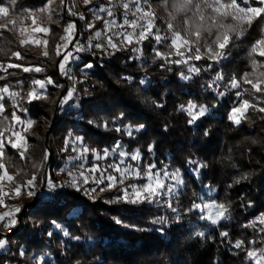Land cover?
<instances>
[{
  "label": "trees",
  "instance_id": "obj_1",
  "mask_svg": "<svg viewBox=\"0 0 264 264\" xmlns=\"http://www.w3.org/2000/svg\"><path fill=\"white\" fill-rule=\"evenodd\" d=\"M159 1L141 0V3L142 7L147 5L155 11L157 9L153 31L158 30L159 34L168 35L169 39L157 44L154 37H150L140 45L142 55L139 56L132 51L137 47L135 43L101 59H98L102 56L100 49L73 52L79 59L69 63L68 68L77 80L84 81L76 85L80 104L76 107L74 101H69L61 107L59 99L73 83L59 72L58 65L63 54L72 51L77 41L87 46L95 31L104 30L105 20L122 19L125 11L122 5L129 0H94L83 6L77 0H15L14 4L12 0H0L9 7V15L0 17V26L6 25L0 27V65L3 66L0 67V88L8 87L9 92H18L24 97H17L20 105L17 108L13 100L5 95L4 111L0 113V132L4 139L0 175L5 170L16 173L12 176L11 191L4 196V202L14 198L23 199L27 195L26 190L22 189V194L17 196L13 189L32 179L33 174L36 176L34 202L21 206L18 213L20 223L7 236L8 244L0 253V264H251L253 259H249L246 253L256 251L258 255L264 249V231L260 230L264 225L257 222L254 227L245 226L264 212V113L250 107L239 124L229 119L232 107L237 106L241 99H248L258 108L264 107V93H257L251 85L245 84L244 88L249 91L240 99L235 96L236 89L218 99L213 89L207 87L221 69L225 81L233 75L239 79L242 73L256 71L257 67L253 69L249 57L254 40L248 36H242L239 40L233 37L235 46L229 45L231 55L228 60L220 64L207 59L191 61L201 71L191 80H183L180 73L189 74L187 65L170 64L162 68L160 65L165 61L157 59L153 51L154 48L165 54L175 51L169 48L171 31L167 28V16L160 15ZM106 7L112 8L113 16L107 18V12L100 10ZM72 12L77 15H72ZM80 14L84 19L80 18ZM98 14L103 19H97ZM129 15L134 18L131 13ZM10 21H15V24ZM92 21H95L94 27L89 28L87 25ZM172 23L182 34L185 33L181 30V22L175 23L173 20ZM257 23L264 26V15L257 19ZM69 24L75 25L73 38L57 56L56 47L65 43L62 37H65ZM39 28L48 31H37ZM33 35L38 42L30 40ZM22 39L29 43L21 45ZM44 41H47L46 45ZM45 49L48 51L47 57L43 55ZM15 52H19L20 56L13 55ZM254 57L258 62L260 56L254 54ZM178 58L171 55L173 60ZM89 60L95 67L85 70V76L81 69ZM9 64H20L21 67H7ZM209 64H212V68L208 67ZM25 67L46 70L25 72ZM124 76L133 77V82L128 83L122 79ZM146 76L150 83L141 85L139 81ZM46 77H51L56 84L64 87L48 85V99L28 103L26 94L34 87L33 80H44ZM250 78L258 79V76L254 78L250 75ZM220 88L224 89V82H221ZM85 89L90 95L85 94ZM189 100L207 105L210 109L195 125L188 124L189 117L177 111L179 104H186ZM152 101L164 107L157 108ZM21 109L27 111L22 112ZM13 112L22 120H34L35 124L25 131L13 120ZM120 113L127 117L125 123L143 124L145 131L135 133L133 139L87 123L95 120L99 125L103 119L111 120ZM44 117L56 119L52 122L49 137L40 136L37 132L38 122ZM13 131L23 133L26 150L12 148L8 144V139L15 141V136L11 135ZM69 133L83 136L90 149L111 150L118 140L127 152L140 149L141 170L150 163H155L157 169L164 165L170 171L180 169L185 183L178 201L173 199V206L187 209L193 202L202 206L211 202L223 204L229 210V218L214 225L201 219L204 213L196 209L191 213H182V221L178 224L173 220L175 214L162 203H107L121 194L119 187L97 194L96 199L67 185L59 189L47 187V180H53L55 173L70 162L69 157L76 155L72 151L73 145L70 142L66 144ZM153 142L156 147L150 153L148 145ZM22 151L23 157L20 155ZM46 152L48 158L45 160ZM118 159L112 156L96 161L89 152L85 165L91 167L95 162L106 166ZM189 160L207 164V168H202L195 175L191 169L197 165L189 164ZM125 163L135 165L137 162L126 159ZM76 165L77 161H73L67 169L77 171ZM243 176L248 179L235 183ZM143 182H147L144 177L129 178L125 184ZM94 186L89 181L86 187ZM0 189L5 192V183L0 182ZM2 209L4 206L0 205ZM160 216H166L169 220V224L163 226V233L157 230L161 225L154 223ZM116 219L123 223H116ZM53 221L61 228H56ZM198 232H203L204 236L196 235ZM221 232H227L228 236H221ZM237 240L244 241L243 248L234 246ZM21 250L23 255H20ZM45 254H50L53 260L40 262Z\"/></svg>",
  "mask_w": 264,
  "mask_h": 264
},
{
  "label": "snow or ice",
  "instance_id": "obj_2",
  "mask_svg": "<svg viewBox=\"0 0 264 264\" xmlns=\"http://www.w3.org/2000/svg\"><path fill=\"white\" fill-rule=\"evenodd\" d=\"M12 3H15V0H12ZM84 3L91 4L92 0H84ZM253 3H259L262 5L261 7L251 6ZM244 4L245 6H241ZM124 11L123 23L117 24L115 19L113 20H105L104 21V30H97L94 33V36L89 38L87 41V46L80 44L79 41L76 42L72 51H67L63 54V58L60 60L58 69L61 75L68 77L73 81L72 85L67 89L64 96L59 99V104L62 107L67 104L69 101H74V106L78 107L80 104L79 92L77 91L76 85L83 84L84 81L77 80L75 76L71 73V70L68 68V64L70 61H74L79 59V56H74L73 52H91L93 48L100 49L102 56L98 57L101 59L104 55L111 56L116 52H120L125 50L128 46L135 43L137 47L132 48V51L137 54V56L142 55V49L140 45L148 40L150 37H154L155 42L157 44H161L163 41H167L169 39L168 35H161L159 31H153L155 28V18L156 14L151 9L150 6L141 7L140 0H129L127 3H123L122 5ZM174 11L169 13L171 20L167 24V28L171 31V43L169 48L175 49L174 53L165 54L164 52H160L158 49H153L156 54V58L165 61L162 63L160 67L167 68L170 64H185L188 66V75L184 73H180L181 79L183 80H191L193 75H198L201 71L200 68H197L194 63H190L191 61H200L202 59H207L212 61L215 64H220L222 61H226L229 59L231 52L229 45L235 46L232 42V36L230 33H235V37L239 40L245 33V25L251 26L252 22L264 15V0H241L238 4L237 0H229V2H224V0H199V2H195V0H176V3L172 5ZM135 9L132 11V9ZM101 11L107 12L108 16H113V11L111 7L101 8ZM210 10L211 14L205 16V11ZM30 11V10H29ZM44 11V9H41ZM71 11V9H69ZM129 12H131L133 19H129ZM185 13L186 19L184 23L187 27L184 29L185 34H182L180 30H177L172 23L173 20L176 19V13ZM190 13V15H189ZM9 15V7L4 6L0 3V17H7ZM72 15H77V13L72 12ZM80 18L84 19L83 15L80 14ZM97 19H103L102 17L97 16ZM231 18L234 23L225 24L222 23L223 20ZM35 22V20H33ZM10 23L15 24V21H10ZM89 28H93L94 24H88ZM127 26V27H126ZM6 27V25L0 26ZM113 28L118 29L117 31H113ZM131 29L129 31L128 29ZM75 29L74 24H69L67 29H65L66 35L62 37L65 41L63 45H57L56 47V55H61V48H66L68 43H71L70 36L73 34ZM37 31L47 32L48 29L39 28ZM111 33V35L109 34ZM103 37V43H95L93 44V39L100 40ZM114 37H119L120 39L117 41ZM203 39V44H201V40ZM211 40V43L208 41ZM29 43L28 40L22 39L20 40L21 45H25ZM44 44H47V41H44ZM204 48V52H201V48ZM259 52L261 57H264V29L261 30V36L258 39H255L249 50V57L252 61L253 69L257 67V60L254 57V54ZM187 53V55H186ZM95 55L94 52L91 53ZM176 55L179 57L178 59H171V55ZM13 55L19 57L20 53L15 52ZM45 57L48 56V51L45 49L43 52ZM131 59V57H130ZM0 67H3L0 65ZM7 67H21L20 64L12 65L9 64ZM95 65L89 60L84 63V67L81 69V72L87 76V71L92 70ZM209 68H212V64L208 65ZM6 70V69H5ZM46 69L41 67H25L23 71L30 72H44ZM259 77L258 79L250 78ZM122 79L126 80L128 83L133 82V77L124 76ZM224 82V89L221 90L220 84ZM34 87L30 92L26 94L28 103H32L33 101L46 100L48 99L47 87L48 85H55L58 88H63V85H58L55 81L52 80L51 77H46L44 80H33ZM141 85H146L150 83V80L147 76L144 79L139 81ZM251 85L252 89L257 93H264V72L256 73H242L241 77L237 79L235 75L228 77L225 81V74L221 69L216 73V76L208 83L207 87L213 89L216 93L217 98H223L226 96L232 89H236L235 96L240 99L245 92L249 90L244 88V85ZM38 85V88L35 87ZM43 90V91H41ZM86 95H90L87 92V89L84 90ZM8 95L12 100L15 107L19 108L20 105L17 102V97L20 99H24V97L20 96V93H11L9 92L8 87L0 88V113L4 111L3 99L4 96ZM153 105L157 108H163V104H158L155 101H152ZM253 108L254 110H258L259 112L264 113V107L258 108L256 105H252L249 103L248 99H241L240 103L237 106H233L231 112L229 114V119L232 120L235 124H239L241 122V117L245 115L248 108ZM22 112H26L27 109H21ZM177 111L185 113L189 119L188 124L195 125L197 120L201 117H204L207 113L210 112V109L207 105L198 104L193 100H189L186 104H179L177 106ZM13 120L20 124L26 125L24 128L25 131L28 130L35 121L32 119L22 120L20 116L16 115L15 112L12 113ZM246 118V117H245ZM7 120V117L4 118ZM127 117L124 113H120L119 115L112 117L111 120L103 119L102 123L99 125L96 124L95 120H89L87 123L89 125H93L96 127H102L106 131H114L117 133H123L129 137L135 138V133H141L145 131V125L143 124H133V123H125ZM207 135V131L204 133ZM12 136L16 137V141L13 142L11 139H8V144L11 145L12 148H21L25 147V144L21 143L25 141V137H23L19 132L13 131L11 133ZM71 143L73 145L72 151L76 153V155L69 157L70 161H80L81 163L77 164L75 167L77 168L76 172L68 170L67 167L62 169L61 171H67L69 179L64 182V184H57L53 182L52 179L47 180V187L51 189H55L58 187H64L67 185L70 188L75 189L77 192L83 191L84 195L89 196L91 199L97 198V189L99 192L103 193L105 191H110L113 188H118L121 194L117 195L114 199L110 201H106L107 203H125L129 205H142L145 203H162L167 208L171 209L172 213H174L173 220L176 223H180L182 221V213H191L196 209H200L201 212L207 209H215V211H209L207 216H201V219H206L210 221L212 224H219L221 220H227L229 218L228 209L223 204H212V205H201L193 202L190 207L187 209H181L173 206V199L178 201V196L182 188L184 187V179L183 174L180 172V169L173 168L171 171L169 170L167 165L162 166L157 169L155 163L148 164L143 170H141L140 161L142 159L140 149H135L133 152H127L124 149L121 141H116L114 145L111 146V150L109 148L104 149H90L88 145L85 143V138L83 136H73L72 133H69V137L66 140L67 143ZM156 145L153 142L148 145V151L151 153L154 151ZM26 150V148H25ZM67 150V149H66ZM91 152L95 157L96 161L104 160L112 156H117L119 159L116 162L109 163L106 166H103L99 163H92L91 167H85L84 161L87 160V154ZM102 153V154H101ZM4 155V139L3 133L0 132V157ZM21 157L24 156V152H20ZM48 158V153H45L44 159ZM136 161L135 165L131 163H125V160ZM189 164L197 165L196 168L191 169L193 174L198 175L202 168H207V164H201L196 160H189ZM0 167H3L0 164ZM42 167V164L40 165ZM111 170V171H109ZM99 173L97 176L96 174ZM117 174L119 178L117 177ZM7 178L9 181H12L14 178L8 175L7 170L4 171L3 175H0V181ZM146 178L147 182H143L140 184L136 183H128L125 184V181L129 178ZM243 179H248L247 176H243L238 178L235 183H239ZM89 181L94 184V187H86L89 184ZM107 181V183H105ZM103 185V187H101ZM36 187V176L33 174L32 179L27 180L24 184H18L13 189L15 195L19 196L22 194V189L26 190V194L31 197L35 195L33 189ZM231 187V185H229ZM211 191V188L209 187ZM8 195L7 192H4L0 189V205L4 204V196ZM193 195H197L193 193ZM21 211L20 206H12L8 211L0 213V225H2L5 229L11 230L16 227L18 223H20L17 214ZM257 222L260 225H264V212L260 213L255 220L249 222L246 227H254ZM56 228H61L59 224H56L55 221L52 222ZM116 223H123L121 220L116 219ZM155 224L161 225L157 230L161 233L164 232V225L169 224V220L166 216L157 217L154 221ZM264 231V228L260 229ZM67 234V233H65ZM51 235V233H49ZM196 235L203 237V232H198ZM221 236L227 237V232H221ZM78 239V238H77ZM251 243H255L252 241ZM7 246L6 239H0V249H4ZM237 249H241L244 247V241L237 240L234 245ZM23 250H21L20 255H23ZM247 257L249 259L255 260V264H264V249L260 250V255L257 256L256 251H248Z\"/></svg>",
  "mask_w": 264,
  "mask_h": 264
},
{
  "label": "rangeland",
  "instance_id": "obj_3",
  "mask_svg": "<svg viewBox=\"0 0 264 264\" xmlns=\"http://www.w3.org/2000/svg\"><path fill=\"white\" fill-rule=\"evenodd\" d=\"M92 1H94V0H92ZM122 0H119V2H121ZM77 2H78V4L79 5H86L85 3H84V0H77ZM195 2H199L198 0H195ZM224 2H229L228 0L227 1H225L224 0ZM140 3H141V0H140ZM174 3H176V0H161V1H159V3L157 4V6H158V8H160L159 9V11H160V15L162 16V17H166V20H168V22H169V13L170 12H173L174 11V9H173V7H172V5L174 4ZM237 3L239 4L240 2L239 1H237ZM241 6L243 7V6H245L244 4H241ZM251 6H254V7H261L262 5H260L259 3H253V4H251ZM141 7H142V3H141ZM151 9H152V7H151ZM163 9V11L161 12V10ZM135 10V9H134ZM154 12H157V9H156V11L154 10V8L152 9ZM131 12H129V14H130ZM211 14V11L210 10H206L205 11V16H208V15H210ZM189 15H190V13H189ZM98 16L100 17L101 15L100 14H98ZM105 16L108 18L109 16H108V14L106 13L105 14ZM169 16V17H168ZM259 18V17H258ZM258 18H256L253 22H252V24H251V26L249 27V26H247V25H245L244 27H245V33H244V36H248L250 39H252V40H254L255 41V39H258V38H260V36H261V30L262 29H264V26H262V25H259V23H257V19ZM133 19V18H132ZM182 19V20H181ZM186 19V17H185V13H183V12H181V13H176V19L174 20V22L175 23H177V21H179V22H181V24H182V28H181V30L182 31H184V29L187 27V25L184 23V20ZM95 23V21H92L90 24H94ZM222 23H225V24H232V23H234L233 22V20L231 19V18H227V19H225V20H223L222 21ZM180 26V25H179ZM129 31H131V30H129ZM74 32V31H73ZM185 34V33H184ZM66 35H68L67 33L65 34V36ZM230 35L232 36V39H233V37H235V33H230ZM94 36V34L91 36V37H93ZM72 38H73V34L70 36V40H72ZM114 39H115V37H114ZM120 38L118 37V40H119ZM30 40L31 41H33V42H38V38H36V37H34V35L33 36H31L30 37ZM95 42L96 43H103L104 42V39H103V37H101V39L100 40H95V39H93V44H95ZM203 39L201 40V44H203ZM208 43H211V40H209L208 41ZM70 43H68V45H69ZM67 45V46H68ZM97 50V49H96ZM173 50H175V49H173ZM201 52L203 53L204 52V48L202 47L201 48ZM255 55H259V52H257V53H255ZM75 56H77V55H75ZM260 56V55H259ZM78 60V59H77ZM77 60H74V61H70L69 63H74V62H76ZM198 68V67H197ZM256 73H261V72H264V57H261L260 56V58H259V60H258V64H257V70L255 71ZM259 78V77H258ZM35 87H37L38 88V85L37 86H35ZM41 91H43V90H41ZM71 106H72V104H71ZM68 108H70V107H68ZM22 127H27L26 125H21ZM51 127H52V118H47V117H44V118H42L41 120H39V122H38V125H37V132H38V134L40 135V136H44V137H47L48 135H51L50 134V132H51ZM23 137H25L24 135H23V133L22 132H19ZM49 137V136H48ZM51 137V136H50ZM15 141H16V137H15ZM14 141V142H15ZM21 143H23V144H25V147H21L20 149H25L26 147H27V143H26V138H25V141H22ZM73 163V161H68V162H66L65 164H64V166L63 167H61V169L58 171V173H55V168H54V173H55V176L56 177H58V180H59V182H60V184H64V182L66 181V180H68L69 179V176H68V172H66V171H61L62 169H65L66 167L68 168L71 164ZM84 164H86V161H84L83 162ZM85 167H87V165H85ZM89 167V166H88ZM73 172H76V171H74L73 170ZM7 173H8V175H10V176H14L16 173L13 171H7ZM1 183H5V192H10L11 191V186H10V181L5 177L4 178V180H2V181H0ZM66 186V185H65ZM59 188H63V187H58V189ZM34 192L36 193V191L34 190ZM104 193V192H103ZM98 195L99 194H102L101 192H99L98 191V193H97ZM34 199H35V195H33V196H31V197H29L28 195H26L23 199H21V200H17V199H11L9 202H7V203H5L4 202V204H3V206H4V209H2V210H0V213H3V212H5V211H8L12 206H28V205H30V204H32L33 202H34ZM205 204H208V205H212V204H214L213 202H211V203H205ZM205 204H203V205H205ZM29 209H30V207H28L27 208V211H29ZM209 211H215V209H207V208H205L204 209V211H203V213H204V216H207L208 215V213H209ZM17 217H18V214H17ZM0 239H6L7 240V244H8V239H7V237H2V238H0ZM5 249V248H4ZM4 249H0V253L4 250ZM260 254H258L257 256H259ZM44 259H49V260H53V258L51 257V255L50 254H45V255H42V257L40 258V262H42V260H44ZM255 264V260H252V262H251V264Z\"/></svg>",
  "mask_w": 264,
  "mask_h": 264
},
{
  "label": "built area",
  "instance_id": "obj_4",
  "mask_svg": "<svg viewBox=\"0 0 264 264\" xmlns=\"http://www.w3.org/2000/svg\"><path fill=\"white\" fill-rule=\"evenodd\" d=\"M134 9V8H133ZM123 18L124 16L122 17V19L120 20H115L117 24H121L123 23ZM130 20L132 19L131 15H129L128 17ZM127 27V26H126ZM118 29L116 28H113V31H117ZM115 39L118 41V37H115ZM77 55L76 53H74V56ZM56 119L53 118L52 119V122L55 121ZM81 163L80 161H77V164ZM53 182L57 183V184H60L59 180H58V177L55 176V178L53 179ZM58 189V188H56ZM13 233V228L11 230H7L5 229L2 225H0V238L2 237H7V236H10L11 234Z\"/></svg>",
  "mask_w": 264,
  "mask_h": 264
}]
</instances>
